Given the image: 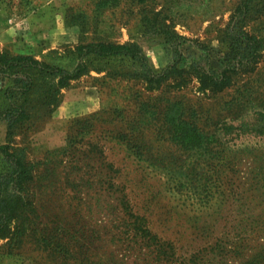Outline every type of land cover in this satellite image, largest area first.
I'll return each mask as SVG.
<instances>
[{"label":"rangeland","instance_id":"rangeland-1","mask_svg":"<svg viewBox=\"0 0 264 264\" xmlns=\"http://www.w3.org/2000/svg\"><path fill=\"white\" fill-rule=\"evenodd\" d=\"M240 1L0 0V52L70 66L80 44L135 42L157 70L183 53L158 84L120 75L131 62H102L62 89L53 112L35 99L12 132L0 120V143L36 163L0 264H264V8L245 26L261 41L254 63L221 90L194 69L219 64ZM167 30L186 39L171 44ZM175 101L205 135L194 146L165 119ZM92 113V126L78 121ZM70 135V150L56 151ZM138 215L155 239L135 228Z\"/></svg>","mask_w":264,"mask_h":264},{"label":"trees","instance_id":"trees-1","mask_svg":"<svg viewBox=\"0 0 264 264\" xmlns=\"http://www.w3.org/2000/svg\"><path fill=\"white\" fill-rule=\"evenodd\" d=\"M143 1V0H141ZM264 8V0H241L238 4L230 24L226 29L225 49L217 66L203 67L195 64L194 69L200 75L204 87L215 90L225 88L231 81V75L241 66L254 63L260 51V38L245 28L251 10L256 6ZM167 42L174 44L186 38L165 31ZM199 46L206 48L205 44ZM173 63L162 69H154L139 43H106L90 41L80 44L72 52L73 58L70 66L40 60L33 55H12L7 51L0 52V120H6L9 133L31 116V102L37 101L39 108L53 112L62 101V89L72 80L96 69L99 72L107 68L99 67V63L110 61H128L136 66L135 70L120 72V75L144 79L149 85L162 82L172 73L179 72V63L183 57L182 51L176 49ZM31 107V108H30ZM97 113H92L78 121H87L93 125V118ZM166 121L175 127V138L185 147L194 146L191 137L205 138L204 133L183 116V105L180 101L172 102L165 113ZM87 130V129H86ZM79 129V133L86 131ZM89 130V129H88ZM73 135L69 136L68 145L56 151H69ZM119 139L127 145H132V140L124 133L119 134ZM201 139V140H202ZM204 142H201L203 145ZM0 156L2 166L0 169V239L2 237L14 238L15 232L11 231L12 224L21 207L28 206L31 201L30 185L35 179L36 163L31 162L24 148L12 149L8 142L0 143ZM136 156V154H135ZM135 228L143 236L155 239L156 235L145 223L142 216H136L133 221Z\"/></svg>","mask_w":264,"mask_h":264}]
</instances>
